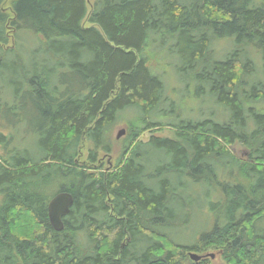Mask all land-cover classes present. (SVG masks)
I'll return each mask as SVG.
<instances>
[{
    "label": "trees",
    "instance_id": "16d2710c",
    "mask_svg": "<svg viewBox=\"0 0 264 264\" xmlns=\"http://www.w3.org/2000/svg\"><path fill=\"white\" fill-rule=\"evenodd\" d=\"M87 15V0H0V113L35 117L32 142L0 130V264H204L185 253L216 244L225 264H264V0H94ZM190 87L206 117L187 114ZM129 109L113 168L95 166ZM58 191L74 199L60 231ZM204 206L209 223L178 241Z\"/></svg>",
    "mask_w": 264,
    "mask_h": 264
},
{
    "label": "rangeland",
    "instance_id": "374dc122",
    "mask_svg": "<svg viewBox=\"0 0 264 264\" xmlns=\"http://www.w3.org/2000/svg\"><path fill=\"white\" fill-rule=\"evenodd\" d=\"M8 1L9 0H6V3H8ZM93 2L94 0H87L88 15L92 9ZM83 24L86 26L89 25L87 20H84ZM8 45L10 46L12 44L8 43ZM226 47H228V45H226ZM227 49H229V47ZM146 53L150 58L149 63L152 66H154L156 70L158 69L160 73L166 76V79L168 77L171 78V80L167 82H168V87H171L173 89L174 97L176 99L181 98V96L174 90L179 91L181 89V86L183 85L182 82H180L181 84L180 85L177 79H175L176 80L175 81L173 80V77H170L171 75H169L171 72H173L174 74V71L170 65L171 59L167 57V54L164 55V50H162L159 53L156 48H154L153 50L147 49ZM191 90H192V87L189 88V92L186 93L185 96H183L182 98V101H183L182 104H184V106L186 107L187 114L192 117H198L200 115L201 117L199 118L206 117L214 109L213 104L212 103L209 104L208 100L205 98L199 99V98H195L194 95L191 96L190 95ZM7 98L9 99L11 98V96ZM135 114H136L135 111L132 109L126 110L125 112L120 114L117 121L108 129L107 134L112 144V151L111 153H106V155L103 153L100 154L97 157L99 162L97 164L95 163V166L97 167L100 166L102 167V169L110 168V167L113 168L115 159L120 154L121 147L124 144L123 139L127 134L128 122H129L128 120L132 118V116ZM4 116L5 115H3L1 111L0 130H2L5 134L13 135V138H14L13 143L15 145H21L23 143L32 142L35 140V135L30 132V127H29L33 123L34 118H35L34 113L32 111L26 112L24 114V120L14 125L9 124L8 120ZM121 128L125 129V134L121 136L119 139H117L116 138L117 131ZM170 130H171V127H167V126H163L162 129L160 130L151 129L149 131L143 132L139 138H141V140L143 141H146L151 134L159 135V136H164V135L168 136L170 133ZM88 147H89V142H85L84 145L81 147V152L78 156V159L81 163H84V161L87 158ZM232 148L236 156L241 157V158L246 156L245 150H243L242 147L239 146L238 144H234ZM202 212L208 213L209 219L212 218V214L207 208V206L197 209L195 214L191 217L189 223L185 227H182L181 229L175 231V235L177 236L178 241L192 242L197 237L198 232L202 230L207 225V223H209L208 221L204 222L205 213L203 214ZM221 248L222 247L220 245L216 244V245H211L209 247H206L202 251H198L195 253H197L198 255L205 256L203 258L205 260L204 264H225L221 256V252H222ZM189 253L187 252L185 253L187 261L196 262L189 257Z\"/></svg>",
    "mask_w": 264,
    "mask_h": 264
},
{
    "label": "water",
    "instance_id": "95a60500",
    "mask_svg": "<svg viewBox=\"0 0 264 264\" xmlns=\"http://www.w3.org/2000/svg\"><path fill=\"white\" fill-rule=\"evenodd\" d=\"M124 131L121 130L118 132L116 138L119 139L121 135H123ZM73 197L70 193L67 192H60L56 194L48 203L47 205V214L48 219L52 225V227L56 231H60L63 229V221L62 218L66 216L73 205ZM191 259L195 260L196 262L199 261L201 256L197 255L196 253H189ZM203 256L202 258H204Z\"/></svg>",
    "mask_w": 264,
    "mask_h": 264
},
{
    "label": "bare ground",
    "instance_id": "6f19581e",
    "mask_svg": "<svg viewBox=\"0 0 264 264\" xmlns=\"http://www.w3.org/2000/svg\"><path fill=\"white\" fill-rule=\"evenodd\" d=\"M121 130H123L124 133H125V129H124V128H121V129H119V130L117 131V134H118V132L121 131ZM124 133H123V135H124ZM117 134H116V136H117ZM123 135H121V136H123ZM121 136H120V137H121ZM60 192H65V191H58V192H56L55 194H53L52 197L48 200V203L50 202V200H51L56 194H58V193H60ZM67 193H69V192H67ZM72 197H73V196H72ZM73 200H74V199H73ZM47 205H48V204H47ZM67 215H68V214H67ZM67 215H66V216H67ZM64 217H65V216H64ZM64 217H63V218H64ZM63 218H62V221H63ZM49 222H50V221H49ZM50 224H51V223H50ZM51 226H52V225H51ZM191 253H195V252H191ZM196 254H197V253H196ZM197 255H198V254H197ZM199 256H201V258L203 257L202 255H199ZM189 257H190V256H189ZM201 258H200V259H201ZM200 259H199V260H200ZM194 261H195V260H194Z\"/></svg>",
    "mask_w": 264,
    "mask_h": 264
}]
</instances>
